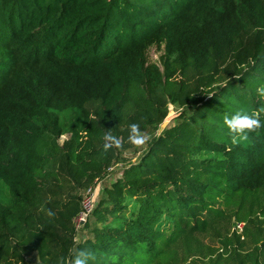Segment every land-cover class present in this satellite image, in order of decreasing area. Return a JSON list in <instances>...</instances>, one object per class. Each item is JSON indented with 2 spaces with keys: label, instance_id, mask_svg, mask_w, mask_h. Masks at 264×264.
I'll return each mask as SVG.
<instances>
[{
  "label": "trees",
  "instance_id": "1",
  "mask_svg": "<svg viewBox=\"0 0 264 264\" xmlns=\"http://www.w3.org/2000/svg\"><path fill=\"white\" fill-rule=\"evenodd\" d=\"M261 85L264 0H0V264L67 257L79 191L117 165L79 242L99 264H264V129L232 144L223 125L264 108ZM169 104L130 161L128 126L156 133Z\"/></svg>",
  "mask_w": 264,
  "mask_h": 264
},
{
  "label": "clouds",
  "instance_id": "2",
  "mask_svg": "<svg viewBox=\"0 0 264 264\" xmlns=\"http://www.w3.org/2000/svg\"><path fill=\"white\" fill-rule=\"evenodd\" d=\"M253 63H255L253 61ZM256 93L264 97V85L256 88ZM261 113H264V108L254 110L251 113L237 111L231 115L223 117V125L226 128L232 144H241L249 142L253 134H258L261 129H264V120L261 119ZM152 137L141 130L138 123H132L128 126L127 143L136 149L146 150ZM104 144L102 152L107 154L110 150H121L124 147L122 137L113 135L111 131H106L103 136ZM48 216H54L55 213L51 210H45ZM102 254L98 251L79 246L70 250L67 257H58L56 264H99L102 259Z\"/></svg>",
  "mask_w": 264,
  "mask_h": 264
},
{
  "label": "rangeland",
  "instance_id": "3",
  "mask_svg": "<svg viewBox=\"0 0 264 264\" xmlns=\"http://www.w3.org/2000/svg\"><path fill=\"white\" fill-rule=\"evenodd\" d=\"M163 54H164L163 48L152 47L148 51V61L150 63H155L162 70L160 59L163 56ZM177 114H178V110H176L172 105L169 104L168 105L167 118L160 125L159 130H157L156 133H153L152 131H148V132H145V133L148 134L149 136H151L152 139L155 138L156 136L161 134L165 129H167L172 124V121L177 116ZM69 137H70L69 134L60 137L59 140H58L59 141L58 143L60 145L63 144V142L66 141ZM152 139H151V141H152ZM143 151H145V150L144 149L130 150V151L125 152V157L129 158V160L132 161V162H136L137 158L140 157V155H141V153ZM110 170H111L110 173L109 172L106 173L105 176L102 179L96 180V182L93 183L90 186L91 189H92L91 192L93 193V196H94V198L96 200H98V198L103 195V190L105 189V187H108L111 183H113L115 180H117V178L120 177V174H121V166L120 165L114 166ZM67 190H68V188L64 187L62 189L61 193L63 195L66 194ZM86 190L84 189V190L79 191V196L83 197V195L86 192ZM91 219H90V222L91 221L93 222V220H91ZM237 222H240L243 225H245L241 221H237ZM234 223L235 222L233 221L232 224H231V228L229 227V224L226 225V226L224 225V228L228 227V230L230 229V231H232ZM91 229H92V225H90V224H89L88 227L80 229L77 232L76 240L78 239L79 242L84 241L86 238H88L90 236L89 232H90ZM243 232H244V229H243L242 233H240L239 235L242 236V239H244V238L246 239V237L244 236ZM246 248H249V246H246ZM25 261H26V264H40L39 260L37 259L36 254H31L30 256H26L25 257Z\"/></svg>",
  "mask_w": 264,
  "mask_h": 264
},
{
  "label": "built area",
  "instance_id": "4",
  "mask_svg": "<svg viewBox=\"0 0 264 264\" xmlns=\"http://www.w3.org/2000/svg\"><path fill=\"white\" fill-rule=\"evenodd\" d=\"M91 190H92L91 187H89L86 190V192L84 193V195L81 199V202H80L81 210L73 220L76 235L80 229L84 228L83 227L84 224L86 223L88 218L91 216V214H92V212L96 206L97 200L94 198ZM243 228H244V225L242 223L235 222L233 225L232 231L236 232L237 234H240V233H242ZM76 235H75V239H74L75 241H77Z\"/></svg>",
  "mask_w": 264,
  "mask_h": 264
}]
</instances>
